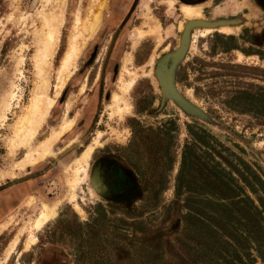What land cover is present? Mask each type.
Returning a JSON list of instances; mask_svg holds the SVG:
<instances>
[{"label": "rangeland", "instance_id": "374dc122", "mask_svg": "<svg viewBox=\"0 0 264 264\" xmlns=\"http://www.w3.org/2000/svg\"><path fill=\"white\" fill-rule=\"evenodd\" d=\"M259 91L252 0H0V264H264ZM100 157L135 175L130 197L94 193Z\"/></svg>", "mask_w": 264, "mask_h": 264}, {"label": "flooded vegetation", "instance_id": "af4514ba", "mask_svg": "<svg viewBox=\"0 0 264 264\" xmlns=\"http://www.w3.org/2000/svg\"><path fill=\"white\" fill-rule=\"evenodd\" d=\"M185 6L200 7L216 4L219 0H177ZM264 11V0H252ZM168 68V67H167ZM91 186L98 197L110 200H122L131 196L136 187L135 175L118 161L110 157L98 158L91 170ZM52 263L58 262L51 257Z\"/></svg>", "mask_w": 264, "mask_h": 264}, {"label": "bare ground", "instance_id": "6f19581e", "mask_svg": "<svg viewBox=\"0 0 264 264\" xmlns=\"http://www.w3.org/2000/svg\"><path fill=\"white\" fill-rule=\"evenodd\" d=\"M185 12H186V14L190 15L191 14L190 8L189 9L188 8H185ZM92 27H93V25H92ZM142 35H143V32L140 31V30H138L137 31V37H141ZM72 52L75 53V50L73 49ZM71 58H72V55L69 56V54H68V56L64 60V65L65 64L67 65L69 63V61L71 60ZM131 85H132V81H130L128 84L124 85L123 86V91L124 92L128 91L129 88L131 87ZM37 100H36V102H34L31 105V108H30L29 113L27 112L28 114L24 115L18 121V124H17V127H16V131H15V137L16 138L13 140V144H22L24 142V140L26 139L27 134H29L31 132H33V133L36 132L37 127L40 125V123H41V121H42L45 113H42L43 110L40 107V102H39L40 99H37ZM55 138H56L55 136L54 137H50L49 139H47L46 141H44L39 146V151L30 152V153L26 154L25 157L23 158V160L21 161V165H24L26 163L32 162L33 160L40 159L42 157V155H44L46 152H48V150L50 149V147H51L52 143L54 142V139ZM86 152H88V151L86 150ZM88 153H85L84 155H87ZM87 158H88V155H87ZM55 215H56V209L54 207H47V206H45L42 209L40 215L36 218L34 227L36 229L41 228L44 224H46ZM35 239H36V237L34 235H32L30 237L28 243H27V247H29L30 243H33ZM16 241H17V239L8 248V250L6 252V257L9 256V254H10L13 246L15 245Z\"/></svg>", "mask_w": 264, "mask_h": 264}, {"label": "trees", "instance_id": "16d2710c", "mask_svg": "<svg viewBox=\"0 0 264 264\" xmlns=\"http://www.w3.org/2000/svg\"><path fill=\"white\" fill-rule=\"evenodd\" d=\"M236 93V92H235ZM238 93H240V91H238ZM244 94H246V93H244ZM239 98L240 97V94H238L237 96H236V98ZM261 100L263 101L264 100V93L262 92V91H259L258 93H257V96L256 97H254V98H252V99H247V102H249V103H252V102H254L255 103V101H258V102H261ZM244 263V262H243Z\"/></svg>", "mask_w": 264, "mask_h": 264}]
</instances>
